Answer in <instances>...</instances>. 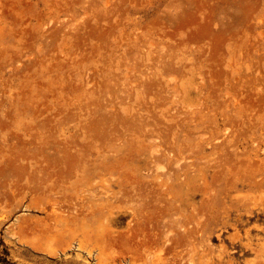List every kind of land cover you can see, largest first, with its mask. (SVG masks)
Wrapping results in <instances>:
<instances>
[{
    "label": "rangeland",
    "instance_id": "obj_1",
    "mask_svg": "<svg viewBox=\"0 0 264 264\" xmlns=\"http://www.w3.org/2000/svg\"><path fill=\"white\" fill-rule=\"evenodd\" d=\"M218 142L226 144L217 151ZM208 161L219 180L203 169ZM136 167L141 181L148 168L180 171L171 190L180 260L163 264H264L228 239L247 243L251 230L250 243L264 249V0H0V264H88L80 241L126 264L125 248L98 251V210L135 206L140 199L121 195L135 187L127 177ZM201 177L219 212L229 194L256 207L222 240L200 230L210 217L192 214L211 196L190 190ZM75 211L89 223L73 234ZM127 222L109 226L131 238Z\"/></svg>",
    "mask_w": 264,
    "mask_h": 264
},
{
    "label": "bare ground",
    "instance_id": "obj_2",
    "mask_svg": "<svg viewBox=\"0 0 264 264\" xmlns=\"http://www.w3.org/2000/svg\"><path fill=\"white\" fill-rule=\"evenodd\" d=\"M207 142L208 141H205V143H207ZM218 143H216V145L218 146L217 151L220 150L223 147V145L226 144V143L224 144V142H223V144H221V143L218 144ZM203 144H204V142L201 145L203 146ZM214 144L215 143H213L212 145L215 146ZM237 144H238V142H237ZM237 144H235V145H237ZM220 145L222 147H220ZM202 146H200V147L197 146V147L199 149H201ZM206 146H209V145H206ZM215 147H211V148L212 149L214 148V150H215ZM219 147H220V149H219ZM227 149H228V153H229L230 152L229 148H227ZM224 152H226V151H224ZM230 154H232V153H230ZM219 155H221V154L219 153ZM157 156H156V158H157ZM245 156L243 155V158ZM134 157H135V155H134ZM159 157H160V155H159ZM156 158L154 157V159H156ZM203 158H204V156H203ZM138 159H139V157H138ZM174 159H175V155H174ZM248 159L249 158H247L245 161H247ZM159 160H160V158H159ZM51 161H53V160H51ZM201 161H202V159H201ZM201 161H200V163H202ZM241 161L243 162V164L247 163L245 165H249L248 161L245 162V161H243V159ZM160 162H161V160H160ZM172 162H175V161H172ZM249 162L251 163L250 165H252L254 167L252 162L251 161H249ZM10 163L13 164V161ZM10 163H9V165L13 166ZM53 163H54V161H53ZM206 163H205V166L203 169H205L206 171L209 167H211V169H212V166H210V165H212L213 163L212 164L210 162L207 163V165L209 164L208 167L206 166ZM257 163L258 162L256 161L255 164H257ZM15 166H16V164H15ZM233 167L235 168L236 166H233ZM245 167L246 166H244V169H245ZM213 168L214 169H212V170L216 171V173L212 176V179L214 181H217L221 178V171H220L219 167H217L216 165ZM138 169L139 168L131 170L129 176L127 177V184L132 183V185L135 186L132 189V192L125 190V191H123L121 196H124V192H125V194H127L128 196L131 194V195H133V197H136V199H140V200L134 201L131 199V201H133L132 202L133 205H134V202H136V204H135V206H131V207H128L126 209H122L123 205L119 204L121 206V209H116V208L114 209L113 208L115 212L118 210L116 215H115V212H113V210L112 211L109 210V208H111V206H109L108 209H107V205L105 208H100L98 210V214H99V218L104 219L103 223L100 222L101 225L103 224L102 227L104 228V233H103L104 236L102 239L95 240L96 238L92 237V235H94V233H93V234H91V236L88 239L95 240V242L97 243L96 246L98 247V251H100V252H102L104 249H106L110 246L113 247L116 245L118 248L120 246L121 251L124 250L123 248L127 249V250H125V252L127 251L128 255L125 254L126 256L125 255L122 256V257H124L126 264H163L162 262L165 260L166 256L171 257V260L169 259L171 262L173 260L179 262V260H180V217H181L180 216L181 215L180 214V198L178 195L175 196L173 194V192H171V190H172V187L174 186L173 183L175 182L176 177L180 178V171H178V172L173 171L169 175L168 173H166V171H167L166 170V171H164V173L168 174V175H166V174H161L160 173L161 171L159 173L155 172L158 169H155V171H154V170H152L153 168L152 169L148 168V173L147 174L145 173V174L147 175L149 180L148 181H141L137 177ZM159 170H162V169H159ZM202 171L205 172L204 170H202ZM202 171L201 172L198 171V172L203 174ZM153 173H155V174H153ZM197 173H196V175H197ZM203 176H205V175H203ZM184 180H188V179L184 178ZM103 181H102V184H103ZM165 181H168V182L166 183ZM202 181H203V183L201 184V186H195L192 189H190V190H192L194 195L196 193H201V194L206 195L207 191H210V186L208 185V182H207L205 177L202 178ZM231 181H232V178H231ZM231 181H229V182H231ZM158 182H161L162 185H159ZM229 182H228V184H229ZM248 183L251 185V187H253L254 189H257L258 191H260L262 193L261 189H263V188H262V185L260 184V182H258V181L255 182L253 180V181L248 182ZM237 184H238L237 181L236 182L232 181L231 184H229V186L227 185V188L230 190V192L237 191L238 190ZM166 185H168V187H166ZM106 189H107V187H106ZM239 192H241V191H238V193ZM263 194H264V192H263ZM241 195L242 194H240V193L237 195L229 194L230 203L223 210V212H219V210H218V204H220L221 201L215 198L216 196L214 195L213 191L211 192V196L209 198L205 197L203 199V201L201 202V205H200L201 211H198L197 207L194 206L192 208V214L193 215L197 216L198 214L202 213V214L206 215L208 217V219L210 217V219H209L210 221L207 220V221H209L208 225H207V222H204L202 224V226L200 227V230L206 229L208 232L211 233L212 236H215L216 239L222 240V236H223L224 232H227L229 229H233V230L237 231L239 226L244 225V223L242 222L241 215H240L241 211H244L247 215H249V216H251V218H253L254 217L253 209L256 207L251 209V208H249L248 204H247L248 206H246V203L245 204L243 203L244 205H242L241 202L235 203V201L238 200V198H239V200L242 199V197L240 198ZM242 196H244V195H242ZM243 198H246V196ZM128 201H127L125 207H127V205L129 206V204L131 203L130 202L128 204ZM238 203L241 205H239ZM247 203H249V202H247ZM122 204H123V202H122ZM255 204H256V206L258 205V203L254 202V205ZM119 205H117V206L119 207ZM41 208H43V207L41 206ZM44 210H46V209H44ZM234 212L239 214L238 219H236L235 221H233V219H232V214ZM184 213H186V212H183V215H184ZM75 214H76L75 216H69L68 220L65 219L68 221V224L70 223L71 230H72L71 232H74L73 234H75L78 226H80L79 223H89V222H87V220L83 216V214L78 215V213L76 211H75ZM186 214H185V216H186ZM263 214H264V209H263ZM187 216L185 218H189V216L188 217ZM109 217L111 218V220L108 219ZM127 220H128V222H127L128 232L127 233H130L131 236L133 234V236L132 237L130 236L131 238H128L127 237L128 235L126 236L124 232L115 235L114 231L110 228L109 224H112V225L116 224L119 226H123ZM100 221H102V220H100ZM92 224H93V222H92ZM90 227L93 228L92 225ZM78 233H79V231H78ZM82 233L84 235V232H82ZM251 234H252L251 230L246 231V235L248 236V239H249V241L247 243H243L238 234H234L232 236H229L228 239L231 241V243H233L235 245V247H238V248L244 247L245 248V254L255 253V254L260 255V256L264 255V249H262V247H254L252 245V243H250L251 242V239H250ZM74 236H77V234ZM212 236H211V238H212ZM76 239H73V240L75 241ZM90 242H92V241H90ZM90 242H87V243L90 244ZM114 248H116V247H113V249ZM91 249H92V247H91ZM105 251L107 253V250H105ZM109 251H108V256L110 255V258H112L111 257L112 254H109ZM78 252H81V253L86 255L85 261L88 264H109V262H107L105 260V258L102 257L100 254L98 256L96 251L95 252L87 251L85 249L84 244L81 241H80L79 246H78ZM236 253H238V251H236V249H233L232 254H236ZM226 254H229V251H228V249H226L225 247L222 246L220 249V254L217 255L218 256L217 258L219 259V261L223 262ZM115 257H116V255H115ZM119 258L121 259L120 256L118 257V259ZM107 259H109V258H107ZM114 260H113V262H114ZM113 262H112V264H114ZM118 263H120V262L118 261ZM227 263L228 264H234V262L232 260H230ZM122 264H123V262H122Z\"/></svg>",
    "mask_w": 264,
    "mask_h": 264
}]
</instances>
